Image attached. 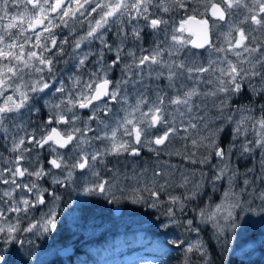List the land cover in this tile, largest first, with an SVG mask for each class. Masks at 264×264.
I'll return each instance as SVG.
<instances>
[{
    "label": "snow or ice",
    "instance_id": "6c2138e0",
    "mask_svg": "<svg viewBox=\"0 0 264 264\" xmlns=\"http://www.w3.org/2000/svg\"><path fill=\"white\" fill-rule=\"evenodd\" d=\"M74 196L155 210L179 264L264 218V0H0V264Z\"/></svg>",
    "mask_w": 264,
    "mask_h": 264
},
{
    "label": "trees",
    "instance_id": "16d2710c",
    "mask_svg": "<svg viewBox=\"0 0 264 264\" xmlns=\"http://www.w3.org/2000/svg\"><path fill=\"white\" fill-rule=\"evenodd\" d=\"M173 160L178 162V158ZM81 200L89 203L82 205L78 203ZM61 211L62 226L57 232L43 237L45 243L32 254L35 246H31L30 254L24 249L14 250L10 261L15 264H179L182 251L170 244L179 232L161 228L155 210L127 201L108 205L101 197L74 196ZM248 230L243 227L239 237L232 236L228 242L239 243L240 248L228 244L227 251L209 239L210 232L202 234L210 244V251L215 249L216 264H264V231L249 234ZM70 244L74 246L72 256L57 255L60 247Z\"/></svg>",
    "mask_w": 264,
    "mask_h": 264
},
{
    "label": "rangeland",
    "instance_id": "374dc122",
    "mask_svg": "<svg viewBox=\"0 0 264 264\" xmlns=\"http://www.w3.org/2000/svg\"><path fill=\"white\" fill-rule=\"evenodd\" d=\"M214 199H216V197H214ZM238 224H239V227L234 231V232H230L228 234V240L229 239H232V236H235L236 238L239 237L240 235V232L242 230L243 227H246L248 228V232L249 234L254 232V231H264V218L260 217V216H254V215H245V217H243V219L239 220L238 221ZM263 235H264V232H263ZM253 237V234L251 235ZM259 235L256 236V238L258 239ZM241 238V236H240ZM45 239L46 238H40V239H37L35 241V244L33 246L34 249L33 251L31 252V254L37 250L41 245H43L45 243ZM209 239L212 241V239L209 237ZM230 244V245H235L236 247L240 248V245L239 243H235V244H232L230 242L227 243V245ZM63 247H66V246H63ZM62 247H60L58 250H57V255L58 256H61V257H69V256H72L73 254V251L71 252V254H69L68 256H63L62 254L59 253V250L61 249ZM21 251V249H20ZM39 252V251H38ZM37 253H35L36 255ZM10 264H15L13 262L10 261Z\"/></svg>",
    "mask_w": 264,
    "mask_h": 264
},
{
    "label": "water",
    "instance_id": "95a60500",
    "mask_svg": "<svg viewBox=\"0 0 264 264\" xmlns=\"http://www.w3.org/2000/svg\"><path fill=\"white\" fill-rule=\"evenodd\" d=\"M73 247H74L73 244H70V245H68L66 247H62L59 250V253L62 254L63 256H68L73 251Z\"/></svg>",
    "mask_w": 264,
    "mask_h": 264
},
{
    "label": "flooded vegetation",
    "instance_id": "af4514ba",
    "mask_svg": "<svg viewBox=\"0 0 264 264\" xmlns=\"http://www.w3.org/2000/svg\"><path fill=\"white\" fill-rule=\"evenodd\" d=\"M118 75H119V73L117 72L116 73V76L118 77ZM102 198V197H101ZM103 200H105L104 198H102ZM106 203H107V201H106ZM108 205H110L109 203H107Z\"/></svg>",
    "mask_w": 264,
    "mask_h": 264
}]
</instances>
